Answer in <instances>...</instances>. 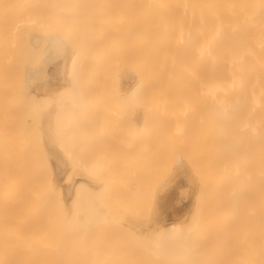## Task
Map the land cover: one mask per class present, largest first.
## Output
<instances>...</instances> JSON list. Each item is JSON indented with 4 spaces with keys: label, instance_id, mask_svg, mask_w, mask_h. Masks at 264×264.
<instances>
[{
    "label": "bare ground",
    "instance_id": "1",
    "mask_svg": "<svg viewBox=\"0 0 264 264\" xmlns=\"http://www.w3.org/2000/svg\"><path fill=\"white\" fill-rule=\"evenodd\" d=\"M32 1L0 0V78L6 74L5 58L18 49L17 23L35 15ZM119 1L118 9L106 0L102 14L114 34L120 32L121 55L130 56L131 116L136 121L131 142L139 149L162 141L161 130L168 127L192 132L195 155L205 162L199 188L206 190L209 210L202 217L205 224L197 227L196 240L189 238L185 233L189 199L184 197L190 187L184 183L187 174L180 172L171 177L159 203L162 215L171 219L167 232L169 239L176 236L175 242L162 245L153 237L141 242L137 232L136 241L110 242L105 254L88 263L205 264L204 256L217 250L213 244L230 208L220 207V202L233 200L222 193L234 181L247 193L249 208L243 214L240 238L229 245L228 255L213 257L230 264H264V0ZM59 14L54 8L41 13L52 33L61 28ZM68 35L73 53L67 55L52 52L48 39L35 42V50L43 53L35 76L52 83L50 87L65 86L68 65L79 64L92 41L79 23ZM2 111L11 126L17 113ZM178 141H186V136ZM231 143L241 154L240 168L229 167L233 151L225 145ZM51 157L54 183L63 176L66 180V162L57 153ZM19 164L0 160V264H80L71 255L76 242L69 238L73 233L68 231L66 209H51L50 189H41L38 179L28 177ZM62 191L64 195V182ZM85 221L80 220L82 227ZM76 236L83 239L84 233ZM143 246L158 256L139 253Z\"/></svg>",
    "mask_w": 264,
    "mask_h": 264
},
{
    "label": "rangeland",
    "instance_id": "2",
    "mask_svg": "<svg viewBox=\"0 0 264 264\" xmlns=\"http://www.w3.org/2000/svg\"><path fill=\"white\" fill-rule=\"evenodd\" d=\"M48 1L30 2L35 15L17 23L18 49L5 58L6 74L0 78L5 87L0 90V160L19 161L18 166L28 177L37 178L41 189H50L51 209H66L68 231L73 233L69 238L76 242L71 255L80 259V264L100 258L110 242L121 238L136 241L137 232L143 237L141 242L150 237L160 238L162 245L175 242L176 236L169 239L167 232L166 223L171 219L162 215L159 203L171 177L180 172L187 174L184 183L190 187V194L184 197L189 199L190 218L185 233L196 240L197 227L205 224L202 217L209 205L204 202L206 190L199 188L206 167L195 155L192 132L168 127L161 130L164 140L138 149V144L131 142L136 121L131 116L130 56L121 55L120 32L115 35L105 24L102 11L106 0ZM110 1L119 9V0ZM50 8L59 10L62 19L56 33L41 19V13ZM75 23L91 33V44L83 49L79 64L68 65L65 86L50 87L52 83L35 76L43 59L35 42L48 39L52 52L71 54L68 34ZM2 108L17 113L11 126L6 124ZM184 135L190 141L179 142ZM225 146L233 151L232 143ZM55 153L66 162L67 179L63 176L54 183L51 154ZM229 155V167L238 164L240 168V152ZM225 189L222 194L233 196V200L220 202V207L230 208L218 242L213 244L217 250L204 256L205 264H230L213 256L223 257L229 245L240 238L243 214L249 208L241 184L231 181ZM82 219H86L85 227ZM81 232L83 239L76 236ZM140 252H147L145 246ZM147 254L158 256L154 251Z\"/></svg>",
    "mask_w": 264,
    "mask_h": 264
}]
</instances>
